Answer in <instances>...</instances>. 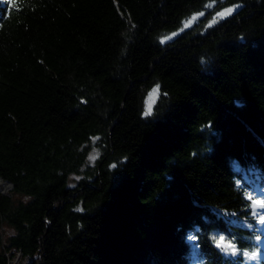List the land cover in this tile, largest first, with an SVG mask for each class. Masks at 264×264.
<instances>
[{"label":"trees","instance_id":"obj_1","mask_svg":"<svg viewBox=\"0 0 264 264\" xmlns=\"http://www.w3.org/2000/svg\"><path fill=\"white\" fill-rule=\"evenodd\" d=\"M0 178V264H264V0H0Z\"/></svg>","mask_w":264,"mask_h":264},{"label":"rangeland","instance_id":"obj_2","mask_svg":"<svg viewBox=\"0 0 264 264\" xmlns=\"http://www.w3.org/2000/svg\"><path fill=\"white\" fill-rule=\"evenodd\" d=\"M210 6V5H209ZM237 7L235 6H232V7H229V8H225V9H222V10H219L213 14H211L208 22L209 23H213L216 19H219V18H222V17H225V16H220L219 13H225L227 12L228 9H233V11L236 9ZM232 11V12H233ZM201 15V13H195V14H192L190 15L185 21H184V24H183V27H188L190 26L195 19H197L199 16ZM156 90L155 92L153 90ZM158 90L156 87H153V88H150L148 91H147V95L145 97V102H144V111L147 112L148 111V108L149 106H151V109H152V105L154 103V101L156 100L157 96H158ZM97 153H98V150L97 149H94L93 147H91V151L90 153L88 154V161L92 162L96 157H97ZM72 178H77L76 176H73ZM255 187H257V185H255ZM258 192H260V200L264 201V190L262 189H257ZM259 206V205H258ZM262 255L264 254V252L261 253ZM23 264V262L21 263Z\"/></svg>","mask_w":264,"mask_h":264},{"label":"snow or ice","instance_id":"obj_3","mask_svg":"<svg viewBox=\"0 0 264 264\" xmlns=\"http://www.w3.org/2000/svg\"><path fill=\"white\" fill-rule=\"evenodd\" d=\"M233 9H228L227 12L225 13H219L220 16H225L228 13H231ZM154 92L156 91L155 89L153 90ZM151 114V106H149L148 111L145 112V115H150ZM251 199V197H249ZM254 205H259L261 208H264V201H259V200H254L253 201ZM260 223L264 224V215L260 216ZM189 239H193V237H189ZM224 238L220 237V239L217 241V245L220 246L223 243ZM227 247H231V245H228Z\"/></svg>","mask_w":264,"mask_h":264},{"label":"built area","instance_id":"obj_4","mask_svg":"<svg viewBox=\"0 0 264 264\" xmlns=\"http://www.w3.org/2000/svg\"><path fill=\"white\" fill-rule=\"evenodd\" d=\"M7 256L9 258L8 264H21L22 262L23 264H28L30 262L29 258H22L18 251L14 252V255L7 254Z\"/></svg>","mask_w":264,"mask_h":264},{"label":"water","instance_id":"obj_5","mask_svg":"<svg viewBox=\"0 0 264 264\" xmlns=\"http://www.w3.org/2000/svg\"><path fill=\"white\" fill-rule=\"evenodd\" d=\"M0 180L2 181V183L6 186V188H7L8 190L11 189L12 184H11L10 182H8V181H6V180H2L1 178H0ZM0 193H2V192H0ZM2 194H5V193H2Z\"/></svg>","mask_w":264,"mask_h":264},{"label":"bare ground","instance_id":"obj_6","mask_svg":"<svg viewBox=\"0 0 264 264\" xmlns=\"http://www.w3.org/2000/svg\"><path fill=\"white\" fill-rule=\"evenodd\" d=\"M7 191H8V189L6 188V186L0 180V192L6 193Z\"/></svg>","mask_w":264,"mask_h":264}]
</instances>
